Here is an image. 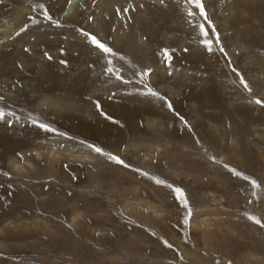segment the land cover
<instances>
[{
    "label": "rangeland",
    "instance_id": "obj_1",
    "mask_svg": "<svg viewBox=\"0 0 264 264\" xmlns=\"http://www.w3.org/2000/svg\"><path fill=\"white\" fill-rule=\"evenodd\" d=\"M204 7L0 2V264H264V0Z\"/></svg>",
    "mask_w": 264,
    "mask_h": 264
},
{
    "label": "snow or ice",
    "instance_id": "obj_2",
    "mask_svg": "<svg viewBox=\"0 0 264 264\" xmlns=\"http://www.w3.org/2000/svg\"><path fill=\"white\" fill-rule=\"evenodd\" d=\"M0 2H2V0H0ZM187 2L189 4H192L195 8H197L199 10L200 15L203 16L205 20H208V16H207V13H206V10H205V7H204V0H187ZM188 15L191 16V15H194V13H192L191 11H189L188 12ZM199 28H200V31H201V34L202 35H204L205 37H207L209 35V31L205 29V27H204L203 24L199 25ZM212 32L215 33V29L214 28L212 29ZM92 42H93V44H95L96 46H98L103 52H105V53L111 52V49L110 48H108L104 44L99 43V41H97L95 37H92ZM217 42H218V36H217ZM204 43L208 47V50L211 51L212 50L211 49V43H212V41L211 40H205ZM220 50L223 51L222 48ZM241 82L244 83L245 88H248L249 87L247 85V83H245L243 81L242 78H241ZM250 90L251 89H249V91ZM149 91H150V94L151 95L158 96V98H160V99H164L163 97H159V94L158 93L152 92L151 90H149ZM255 103L256 104H264V101H261V100L257 99L255 101ZM167 106L169 108L172 107L171 103H168ZM4 117H5V114L3 112H0V119H4ZM34 123H35V121H34ZM39 126L41 128H44L45 130H50L48 128V126L45 125V124H40ZM91 147H93V150L96 151V152H98V153L106 154V153H104V150L102 148H100V147H95V146H91ZM106 155H109V157L111 159H113L114 161H116L117 163L124 164V161L121 160L119 157L111 156V154H106ZM157 183H163V181H157ZM252 184H253L254 187H258L259 186V185L256 184V182L254 180L252 181ZM169 187H171V185H169ZM174 191L177 194V197L181 201V203L183 204V206L185 208H187L188 207V202H187L186 198L184 197V194H183L182 190L179 189V188H176V189H174ZM190 214H191V210H189V215ZM185 222H187V220ZM255 222L256 223H260L259 220H256Z\"/></svg>",
    "mask_w": 264,
    "mask_h": 264
},
{
    "label": "bare ground",
    "instance_id": "obj_3",
    "mask_svg": "<svg viewBox=\"0 0 264 264\" xmlns=\"http://www.w3.org/2000/svg\"><path fill=\"white\" fill-rule=\"evenodd\" d=\"M67 10L66 11H71L72 7H71V4L67 6ZM65 12V11H64Z\"/></svg>",
    "mask_w": 264,
    "mask_h": 264
},
{
    "label": "water",
    "instance_id": "obj_4",
    "mask_svg": "<svg viewBox=\"0 0 264 264\" xmlns=\"http://www.w3.org/2000/svg\"><path fill=\"white\" fill-rule=\"evenodd\" d=\"M77 0H71V3L76 2Z\"/></svg>",
    "mask_w": 264,
    "mask_h": 264
}]
</instances>
